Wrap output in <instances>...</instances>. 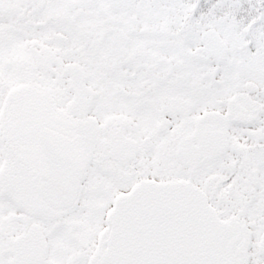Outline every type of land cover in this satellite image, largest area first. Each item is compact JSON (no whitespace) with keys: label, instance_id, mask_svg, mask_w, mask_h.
<instances>
[{"label":"snow or ice","instance_id":"snow-or-ice-1","mask_svg":"<svg viewBox=\"0 0 264 264\" xmlns=\"http://www.w3.org/2000/svg\"><path fill=\"white\" fill-rule=\"evenodd\" d=\"M0 264H264V0H0Z\"/></svg>","mask_w":264,"mask_h":264}]
</instances>
